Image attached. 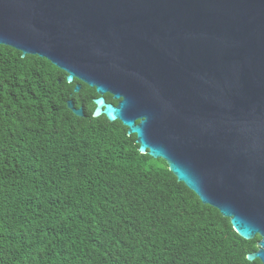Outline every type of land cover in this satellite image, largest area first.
<instances>
[{
	"label": "water",
	"instance_id": "95a60500",
	"mask_svg": "<svg viewBox=\"0 0 264 264\" xmlns=\"http://www.w3.org/2000/svg\"><path fill=\"white\" fill-rule=\"evenodd\" d=\"M0 46L93 88V116L258 236L264 264V0H0Z\"/></svg>",
	"mask_w": 264,
	"mask_h": 264
},
{
	"label": "trees",
	"instance_id": "16d2710c",
	"mask_svg": "<svg viewBox=\"0 0 264 264\" xmlns=\"http://www.w3.org/2000/svg\"><path fill=\"white\" fill-rule=\"evenodd\" d=\"M77 83L0 46V264H261L246 259L258 236L240 238L120 122L94 117L98 96Z\"/></svg>",
	"mask_w": 264,
	"mask_h": 264
},
{
	"label": "flooded vegetation",
	"instance_id": "af4514ba",
	"mask_svg": "<svg viewBox=\"0 0 264 264\" xmlns=\"http://www.w3.org/2000/svg\"><path fill=\"white\" fill-rule=\"evenodd\" d=\"M116 104V103H115ZM115 104H113V105H115Z\"/></svg>",
	"mask_w": 264,
	"mask_h": 264
},
{
	"label": "rangeland",
	"instance_id": "374dc122",
	"mask_svg": "<svg viewBox=\"0 0 264 264\" xmlns=\"http://www.w3.org/2000/svg\"><path fill=\"white\" fill-rule=\"evenodd\" d=\"M86 235V234H85Z\"/></svg>",
	"mask_w": 264,
	"mask_h": 264
}]
</instances>
